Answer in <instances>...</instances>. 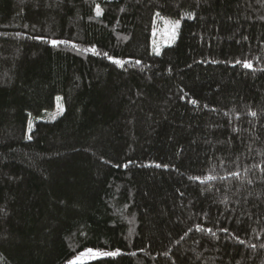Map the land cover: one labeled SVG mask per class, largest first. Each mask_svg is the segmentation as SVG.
<instances>
[{
    "label": "trees",
    "instance_id": "1",
    "mask_svg": "<svg viewBox=\"0 0 264 264\" xmlns=\"http://www.w3.org/2000/svg\"><path fill=\"white\" fill-rule=\"evenodd\" d=\"M87 249L264 264V0H0V264Z\"/></svg>",
    "mask_w": 264,
    "mask_h": 264
},
{
    "label": "rangeland",
    "instance_id": "2",
    "mask_svg": "<svg viewBox=\"0 0 264 264\" xmlns=\"http://www.w3.org/2000/svg\"><path fill=\"white\" fill-rule=\"evenodd\" d=\"M181 15L180 13L170 14L163 13L160 10H156V14L154 16V25L152 29V48L153 53L156 54L161 51L164 46H167L175 40L177 33L181 24ZM178 23V27H177ZM121 85L118 84L114 90L115 98L119 100L121 94ZM64 110V103L62 100V95L59 94L56 96L55 107L53 109H48L37 114L35 117H32L29 122L28 130L32 128L35 121L38 119L43 120H52L58 117ZM88 250V249H87ZM87 250L77 254L72 257L70 260H75L79 257V262H85L91 259H94L99 256H103V252L97 249H93L94 253H99L100 255L87 254ZM66 264H69V261Z\"/></svg>",
    "mask_w": 264,
    "mask_h": 264
},
{
    "label": "snow or ice",
    "instance_id": "3",
    "mask_svg": "<svg viewBox=\"0 0 264 264\" xmlns=\"http://www.w3.org/2000/svg\"><path fill=\"white\" fill-rule=\"evenodd\" d=\"M179 25H178V23H177V27H178ZM52 43L53 44H56V43H58L57 41H52ZM117 63H119L118 61H117ZM245 67H248V68H251L252 66H251V64H248V63H245ZM159 166V165H158ZM87 254H93V255H100L99 253H94V251H93V249H88L87 250ZM118 253H116V252H110V253H103V255H105V256H115V255H117ZM69 264H79V257H77V259H75V260H70L69 261Z\"/></svg>",
    "mask_w": 264,
    "mask_h": 264
}]
</instances>
